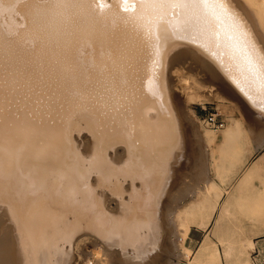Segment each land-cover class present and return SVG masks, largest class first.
<instances>
[{"label":"bare ground","instance_id":"obj_1","mask_svg":"<svg viewBox=\"0 0 264 264\" xmlns=\"http://www.w3.org/2000/svg\"><path fill=\"white\" fill-rule=\"evenodd\" d=\"M222 3L223 9L153 8L144 0H0V220L6 225L0 224H9L1 237L7 234L2 241L10 243L1 250L3 263L94 264L80 252L91 239L98 261L171 264L179 238L172 220L180 210L171 170L193 153L200 157L205 145L219 144L222 168L242 153L234 143L242 134L238 120L219 141L195 124L185 127L184 143L181 111H164L160 69L180 47L171 38L183 42L185 56L177 58L183 72H192L191 55L216 57L229 78L220 75L221 89L240 90L252 118L264 122V0ZM78 127L90 133L83 156L71 144ZM116 144L125 154L111 153ZM83 160L99 185L84 182ZM121 176L139 179L140 187L125 191L115 185ZM255 176L264 185V170L252 162L223 199L212 235L206 229L216 204L206 214L203 199L190 200L180 211L189 221L185 233L190 226L206 231L194 251L184 247L188 264H252L247 241L221 231L242 199L264 217V188ZM163 194L171 199L166 206Z\"/></svg>","mask_w":264,"mask_h":264},{"label":"rangeland","instance_id":"obj_2","mask_svg":"<svg viewBox=\"0 0 264 264\" xmlns=\"http://www.w3.org/2000/svg\"><path fill=\"white\" fill-rule=\"evenodd\" d=\"M170 43L173 45H178L180 47L176 46L175 49H172V55L168 56V58H164L163 66H161L162 69H160L162 75L159 76L161 77V80L159 78L157 79V83L158 80H160L159 82H161V86H159V88L161 87V91L158 92L157 96L164 111L168 110L171 111V113L173 112V114H177L178 111H181L182 114L179 118V121L181 122L180 132L182 134V137L184 138V143L185 127H191L194 124L199 130L200 134L202 132L206 133V131L214 133L216 135L217 141L220 140L222 132L227 127V125H229L234 120L239 121V125L242 130V134L238 135L237 139L234 140L235 144L241 143L242 153H240L238 157H233V163H231L229 166L224 165L223 168L222 166H220L221 161L220 158H218L217 154L220 146H217L219 144H215L211 145L210 147L207 145L203 146V152L201 153L202 155L200 157H196L199 156L200 152H196L195 154L193 153V155L196 156L192 157V155L189 163L185 161L182 162L181 165L177 166V172L175 171L176 169L171 170L169 177H171L172 183L170 184V187L177 190L176 198L179 197L177 199V208L180 210L179 213L173 216L172 220V227L179 236V238H173L176 245L175 248L177 250V256L174 254H170L169 256L171 264H188L190 257L186 256V250L184 249V247H190L194 251L197 248L199 241L202 239L204 234H206V231L208 235H212L211 229L213 218L218 213L223 199L232 192L238 178L241 176L245 168L252 162H257L261 166L262 170H264V142H262L264 141V122L258 121L256 118H252L253 116H255L251 111L252 104L249 101H246L245 95L243 96V93L240 90L236 91L238 89L235 88L233 91L232 89H230V87L221 89L220 86L222 85V81L220 80V75L222 74L223 77H225L227 80H229V78L222 70L223 68L221 67V69L218 65V61L215 60L216 57H212L210 54L191 55L192 58L187 59L186 62L188 63V68H190L192 72L185 73L183 72L185 71L184 69H180L177 60V58H179L180 56H185V49L183 48L184 45H182L183 42H179V39L177 38H171ZM183 75H185V78L183 77ZM195 78L201 80V82L203 83L201 88L197 87V89L192 85ZM211 83L213 84L212 87H210ZM180 85H182V87ZM237 93L239 94V96ZM204 94H207V96H202ZM214 111H217V118L219 120L221 119V121L223 122L222 127L217 129L206 123V118L210 113ZM148 116L149 117L147 119L152 117L151 115ZM252 119L256 121H253ZM78 129V132L77 130L72 131L73 139L71 140V144L73 145V148L78 152V154L81 153V156H83L82 154L86 153V143L90 142V133L87 130L82 129V127H78ZM70 135H72L71 132ZM115 149L116 152L111 151V153H113L114 155L118 156L122 155L123 153L125 154V152H123L124 147L121 144H116ZM198 150L200 149L198 148ZM187 156L188 158H190V152H186V157ZM85 163L86 162L84 161V182L87 181L89 185L91 184L92 186L96 183L97 185H99V181L97 179L96 180L98 182H95V177L97 178V174H94V170V173H92L87 167V163ZM120 179L121 180L115 185H121L125 191L128 187H130L131 184H133L136 188L140 187L139 179L131 180L130 178L126 177L124 179L122 176L120 177ZM254 179L255 182L259 184L258 187L264 188V185L257 181V176H255ZM211 184H216L217 188H212ZM252 187L253 186L251 185V183H248L246 189L249 191L254 188ZM95 188H97V186H95ZM219 190H222V195L220 198H218L216 195ZM100 191L101 190H99V193ZM105 193L107 197L111 196L108 190L105 191ZM124 194L126 196L125 198H127V193L125 192ZM249 194L250 193H248L247 195ZM163 195L166 206L168 202L171 201V199L166 197L165 194ZM188 195L190 196V198L187 197ZM202 199L206 205V214L210 212L211 206L213 204H216V209L213 213L214 215H211V220L209 225L207 226L206 231L195 226H190L188 231L185 233L184 230L186 226H188L189 221L180 211L188 205V201L191 200L192 202L197 203ZM115 201V197L109 200V206H115ZM238 206L239 208L237 217L227 220V223L225 222L226 228L221 231V234L225 237L232 235L235 238V236H237L236 239L238 240L239 238L238 241H246L251 236L257 235L264 230V217L254 216L255 207H253L252 203H248V201L246 200H240ZM2 222L1 224L4 225V220ZM3 225H1L0 227V264H6L2 261L1 250H3L4 247H10V243L6 241L8 240V237L6 238V240H4L8 244H5L2 241L4 239V236L6 237L7 234L3 236V239L1 237L9 227V224L7 225V227L4 226V229L2 228ZM139 231L141 233L146 232L147 228H142ZM213 239L215 241L214 244L220 248L218 239ZM158 240L159 237L157 238V241ZM64 244L66 245L67 243ZM81 250L82 251L80 252L82 254H85V258H88L94 264H120L118 260L114 259H107L104 261L95 260L97 252L91 239H85L81 242ZM165 256L166 255L164 253L163 257ZM54 261L55 260H53V263ZM156 264H164V262L157 261Z\"/></svg>","mask_w":264,"mask_h":264},{"label":"snow or ice","instance_id":"obj_3","mask_svg":"<svg viewBox=\"0 0 264 264\" xmlns=\"http://www.w3.org/2000/svg\"><path fill=\"white\" fill-rule=\"evenodd\" d=\"M144 2L150 4L153 8H162L164 6L179 7L182 5H204L205 7L211 6L213 8H224L222 0H144ZM156 23H158V21Z\"/></svg>","mask_w":264,"mask_h":264},{"label":"crops","instance_id":"obj_4","mask_svg":"<svg viewBox=\"0 0 264 264\" xmlns=\"http://www.w3.org/2000/svg\"><path fill=\"white\" fill-rule=\"evenodd\" d=\"M247 241L246 252L252 264H264V230Z\"/></svg>","mask_w":264,"mask_h":264},{"label":"built area","instance_id":"obj_5","mask_svg":"<svg viewBox=\"0 0 264 264\" xmlns=\"http://www.w3.org/2000/svg\"><path fill=\"white\" fill-rule=\"evenodd\" d=\"M217 116H218L217 111H214V112L210 113L208 115V117L206 118V123L211 125L215 129L222 127V125H223V122L221 121V119L219 120L217 118Z\"/></svg>","mask_w":264,"mask_h":264}]
</instances>
